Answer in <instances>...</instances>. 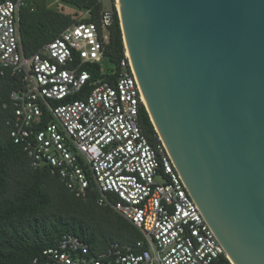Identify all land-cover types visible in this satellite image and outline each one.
<instances>
[{"label":"built area","instance_id":"1","mask_svg":"<svg viewBox=\"0 0 264 264\" xmlns=\"http://www.w3.org/2000/svg\"><path fill=\"white\" fill-rule=\"evenodd\" d=\"M105 1L95 0L101 6ZM109 1L112 8L101 10L99 27L75 22L30 58L19 37L22 0L0 2V75L9 71L18 79L3 105L13 113L10 138L32 169L46 167L77 199L96 192L99 207L142 235L134 246L112 244L94 255L65 235L43 251L45 264H211L226 258L162 141L157 136L151 144L142 133L138 114L145 104L126 49L113 82L93 80L82 68L104 61L107 27L117 9V0ZM86 87L91 89L82 99L71 100Z\"/></svg>","mask_w":264,"mask_h":264},{"label":"water","instance_id":"2","mask_svg":"<svg viewBox=\"0 0 264 264\" xmlns=\"http://www.w3.org/2000/svg\"><path fill=\"white\" fill-rule=\"evenodd\" d=\"M153 128L230 264H264V0H118Z\"/></svg>","mask_w":264,"mask_h":264},{"label":"trees","instance_id":"3","mask_svg":"<svg viewBox=\"0 0 264 264\" xmlns=\"http://www.w3.org/2000/svg\"><path fill=\"white\" fill-rule=\"evenodd\" d=\"M60 1L80 11L90 9L89 17L77 21L48 8L46 0H22L19 37L25 58H30L75 22L100 26L102 6L94 0ZM107 33L103 58L111 68L109 72L103 73L97 64L82 68L91 72L93 80L113 82L124 50L115 8ZM17 87L18 79L9 71L0 75V264H45L43 251L55 247L65 235L77 237L88 246L91 255L106 251L112 244L134 246L142 240L138 229L110 208L97 205L96 192L90 191L85 199H77L46 167L32 169L22 146L10 138L12 110L3 109L9 94ZM90 89L86 87L71 100L82 99ZM138 123L147 140L154 144L157 134L143 107ZM211 264L230 263L222 256Z\"/></svg>","mask_w":264,"mask_h":264},{"label":"rangeland","instance_id":"4","mask_svg":"<svg viewBox=\"0 0 264 264\" xmlns=\"http://www.w3.org/2000/svg\"><path fill=\"white\" fill-rule=\"evenodd\" d=\"M46 5L48 8L55 10V11H58V12H62L66 15H69L72 19H75L77 21L82 20L86 17H89V15L86 13V10L80 11L77 8H75L74 6L65 4V3L61 2L60 0H46ZM111 8H112V4L109 0H106L102 4V9H104V10H110ZM101 66H102L105 73H108L109 72L108 70L111 69L106 61H103Z\"/></svg>","mask_w":264,"mask_h":264},{"label":"bare ground","instance_id":"5","mask_svg":"<svg viewBox=\"0 0 264 264\" xmlns=\"http://www.w3.org/2000/svg\"><path fill=\"white\" fill-rule=\"evenodd\" d=\"M116 6L118 7V0H117V3H116Z\"/></svg>","mask_w":264,"mask_h":264}]
</instances>
